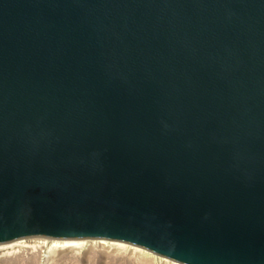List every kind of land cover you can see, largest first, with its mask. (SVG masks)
I'll use <instances>...</instances> for the list:
<instances>
[{
    "label": "water",
    "instance_id": "obj_1",
    "mask_svg": "<svg viewBox=\"0 0 264 264\" xmlns=\"http://www.w3.org/2000/svg\"><path fill=\"white\" fill-rule=\"evenodd\" d=\"M27 236L264 264V0H0V243Z\"/></svg>",
    "mask_w": 264,
    "mask_h": 264
},
{
    "label": "rangeland",
    "instance_id": "obj_2",
    "mask_svg": "<svg viewBox=\"0 0 264 264\" xmlns=\"http://www.w3.org/2000/svg\"><path fill=\"white\" fill-rule=\"evenodd\" d=\"M36 237L46 236H27L23 242L0 243V264H176L167 257L158 255L152 251L144 249L132 251L124 247H103L98 242L83 248H54L49 252L44 251L43 245H33ZM94 238H90L93 240ZM89 241V238H88ZM130 244V243H128ZM132 245V244H131ZM148 252V253H147ZM150 252V253H149ZM184 264V263H181Z\"/></svg>",
    "mask_w": 264,
    "mask_h": 264
},
{
    "label": "bare ground",
    "instance_id": "obj_3",
    "mask_svg": "<svg viewBox=\"0 0 264 264\" xmlns=\"http://www.w3.org/2000/svg\"><path fill=\"white\" fill-rule=\"evenodd\" d=\"M26 241V239L20 238L17 239L14 242H23ZM98 242L101 246L103 247H124L126 249H131L132 251H141L143 250L142 248L131 245L125 242L121 241H113V240H107V239H93L89 241L88 239L85 238H69V239H49L47 240L45 237H36L34 239V244L33 245H43L44 246V251L49 252L54 248H65V247H72V248H78V249H83L87 247L91 242ZM14 242L8 243V244H13ZM90 242V243H89ZM145 251V250H143ZM148 253V252H147ZM150 253V252H149ZM176 264H181V263H176Z\"/></svg>",
    "mask_w": 264,
    "mask_h": 264
}]
</instances>
